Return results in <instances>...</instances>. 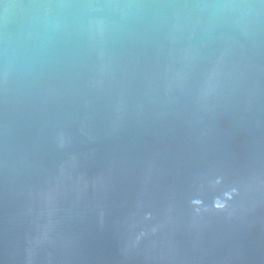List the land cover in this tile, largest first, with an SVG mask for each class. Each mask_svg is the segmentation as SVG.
<instances>
[{
  "label": "water",
  "instance_id": "water-1",
  "mask_svg": "<svg viewBox=\"0 0 264 264\" xmlns=\"http://www.w3.org/2000/svg\"><path fill=\"white\" fill-rule=\"evenodd\" d=\"M0 264H264V0H0Z\"/></svg>",
  "mask_w": 264,
  "mask_h": 264
}]
</instances>
